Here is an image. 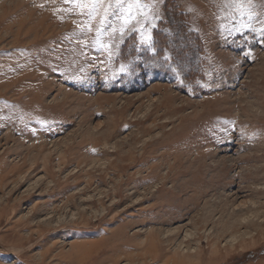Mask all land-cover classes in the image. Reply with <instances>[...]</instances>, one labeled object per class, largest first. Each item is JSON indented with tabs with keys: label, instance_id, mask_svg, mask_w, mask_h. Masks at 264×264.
I'll use <instances>...</instances> for the list:
<instances>
[{
	"label": "rangeland",
	"instance_id": "374dc122",
	"mask_svg": "<svg viewBox=\"0 0 264 264\" xmlns=\"http://www.w3.org/2000/svg\"><path fill=\"white\" fill-rule=\"evenodd\" d=\"M89 11L0 0V264H264V0Z\"/></svg>",
	"mask_w": 264,
	"mask_h": 264
},
{
	"label": "snow or ice",
	"instance_id": "6c2138e0",
	"mask_svg": "<svg viewBox=\"0 0 264 264\" xmlns=\"http://www.w3.org/2000/svg\"><path fill=\"white\" fill-rule=\"evenodd\" d=\"M67 2V0H65ZM229 2L235 6L236 10L241 16L247 15L251 17L254 13L251 11V5L253 0H229ZM77 8H87L90 11L87 13L90 17L95 19V15L98 14V9H103V18L101 23H105L109 16H114L117 20H123L125 24L131 19L130 9L133 4L140 6L141 0H75ZM125 5H127L129 11H125ZM43 5H41L42 7ZM250 25H245L249 27ZM86 28H91L90 24L85 25ZM99 31V29H97Z\"/></svg>",
	"mask_w": 264,
	"mask_h": 264
}]
</instances>
